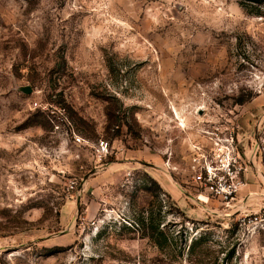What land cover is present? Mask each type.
Wrapping results in <instances>:
<instances>
[{
  "label": "rangeland",
  "instance_id": "rangeland-1",
  "mask_svg": "<svg viewBox=\"0 0 264 264\" xmlns=\"http://www.w3.org/2000/svg\"><path fill=\"white\" fill-rule=\"evenodd\" d=\"M257 8L0 0V264H264ZM233 128L244 185L198 201L190 146Z\"/></svg>",
  "mask_w": 264,
  "mask_h": 264
},
{
  "label": "built area",
  "instance_id": "built-area-1",
  "mask_svg": "<svg viewBox=\"0 0 264 264\" xmlns=\"http://www.w3.org/2000/svg\"><path fill=\"white\" fill-rule=\"evenodd\" d=\"M234 129L225 133H205L207 143L191 144L188 169L190 181L198 201L202 196L211 197L219 204L230 207L240 193L246 175V162L234 140ZM74 145H87L79 137H73ZM96 152L107 153V143L99 141Z\"/></svg>",
  "mask_w": 264,
  "mask_h": 264
},
{
  "label": "trees",
  "instance_id": "trees-1",
  "mask_svg": "<svg viewBox=\"0 0 264 264\" xmlns=\"http://www.w3.org/2000/svg\"><path fill=\"white\" fill-rule=\"evenodd\" d=\"M240 4L243 8L248 9V13H251L252 15L255 16L263 15V13L260 12L259 10L260 8L258 9L257 7L263 6L264 0H240ZM40 115L42 114L40 113ZM35 117H37V115H35ZM33 125H42V122L37 120L36 118L26 123V126H33ZM150 181L158 189V184L151 179ZM152 232L153 234H151L152 236H150V239L153 242H155L158 246H161L163 242L167 241L164 233L161 230H159V224H156V226L152 228Z\"/></svg>",
  "mask_w": 264,
  "mask_h": 264
},
{
  "label": "bare ground",
  "instance_id": "bare-ground-1",
  "mask_svg": "<svg viewBox=\"0 0 264 264\" xmlns=\"http://www.w3.org/2000/svg\"><path fill=\"white\" fill-rule=\"evenodd\" d=\"M174 113H175V112H174ZM176 115H178V114H176ZM182 125H184V124H183V121L180 120V126H182Z\"/></svg>",
  "mask_w": 264,
  "mask_h": 264
}]
</instances>
